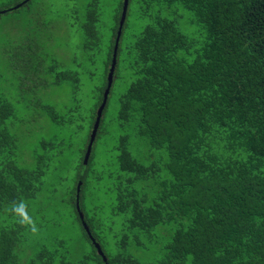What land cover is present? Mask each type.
<instances>
[{"label":"trees","instance_id":"trees-1","mask_svg":"<svg viewBox=\"0 0 264 264\" xmlns=\"http://www.w3.org/2000/svg\"><path fill=\"white\" fill-rule=\"evenodd\" d=\"M99 1L85 0L77 11L81 47L91 60L103 54L102 40L112 32L104 83L96 86L100 93L92 133L108 89L124 7V0H118L109 26L100 21ZM134 2L154 16L133 45L125 47L133 78L118 113V169L107 176L115 198L113 214L120 216L124 227L119 252L113 254L106 251L107 243L87 216L84 190ZM33 4L29 0L17 9L14 5L0 15L22 7L32 12ZM118 45L97 136L85 164L92 133L88 137L70 190L77 221L93 250L83 264H264V0H129ZM32 54L16 56L4 81L16 80L25 92L30 87L23 80L47 88L74 80L71 69L57 70L55 63L46 66L43 58ZM74 81L76 88L82 86ZM9 86L0 85V264H20L15 251L24 231L2 208L23 197L36 218L40 211L32 205L40 201L48 170L53 165L57 169L63 139L40 141L36 150L25 148V130L22 138L12 132L18 123L15 105L7 97ZM40 110L50 119L35 132H53L71 123L70 115L60 117L56 106ZM137 147L139 157L133 153ZM79 186L84 220L77 210ZM97 244L107 261L98 254ZM130 245L137 250L132 252ZM44 253L36 260L56 264Z\"/></svg>","mask_w":264,"mask_h":264},{"label":"rangeland","instance_id":"rangeland-1","mask_svg":"<svg viewBox=\"0 0 264 264\" xmlns=\"http://www.w3.org/2000/svg\"><path fill=\"white\" fill-rule=\"evenodd\" d=\"M18 2L20 0H0V11L13 7ZM99 2L103 11L101 23L112 26L118 0ZM84 3L85 0H34L33 5H36V9L32 12L22 7L0 15V73H4L0 85L6 87L10 85L6 90L7 97L15 105L18 123L12 128V132L22 138V131L25 130L27 139L25 148L31 150L39 149L40 141L63 139V152L55 165L57 169L54 170L53 165L48 170L43 180V188L40 190V201L32 205L40 211L35 219L41 227V232L34 237L22 229L24 234L15 251L20 264L36 260L38 258L36 256L43 251L45 257L54 258L56 264H83L84 258L93 252L77 221L71 204L70 190L75 187L74 178L79 170L82 151L86 148L88 137L92 133L91 126L100 93L96 86L104 83V62L110 45L108 35L110 36L112 32L109 30L102 40L103 54L91 60L81 47L82 33L78 29L77 11L81 10ZM144 11V6L140 3L130 4L117 76L94 146L92 165L86 171L89 186L84 190V208L96 227V233H101L107 243L106 251L113 254L119 252L118 244L124 227L120 216L113 214L115 198L113 192L109 190L111 185L107 176L115 174L118 169L116 149L120 145L121 137L118 113L121 96L131 85L133 78L129 68L130 58L127 57L125 47L128 43L133 45L137 33L149 24L154 16V12L145 14ZM31 52L36 59L43 58L46 66L55 63L57 70L71 69L74 71V80H78V84L81 82L82 86L76 88V81L72 80L67 85L47 88L38 82L23 80V83L30 87V90L23 92L22 84L16 80L4 81L11 73V62L18 59L16 56ZM81 52L85 53V57H81ZM42 106H56L60 117L70 115L68 120L71 123L68 122L61 130L35 132L40 125L50 119L48 114H42L40 110ZM36 115H39V119H35ZM139 151V147L133 150L136 157H139ZM29 167L32 169L34 165L30 163ZM14 230L18 235L21 234L18 227ZM130 247L132 252L137 250L132 245ZM47 262L44 263L42 258L36 260V264Z\"/></svg>","mask_w":264,"mask_h":264},{"label":"water","instance_id":"water-1","mask_svg":"<svg viewBox=\"0 0 264 264\" xmlns=\"http://www.w3.org/2000/svg\"><path fill=\"white\" fill-rule=\"evenodd\" d=\"M27 1H29V0H25L23 3L17 4L13 8L17 9V8L22 6ZM128 3H129V0H124L123 13H122V18H121V22H120L119 37L117 38V42H116V45H115V49H114L115 51H114V54H113V63H112L111 71L109 73V85H108V89L106 90V92L104 94L103 104H102V106L100 107V109L97 112V120H96V124L94 126V130H93V133H92L91 144H90L88 152L86 154L85 164H87L88 159L90 157L92 145H93V142L95 141V138L97 136V131L99 129V124H100V121L102 119L103 111L105 110V107H106L107 101H108V96H109L110 91H111V85H112V80H113V76H114V70H115V66H116V63H117V50H118V46H119L118 45L119 44V38H120V35H121V30L123 28L124 22L126 20V15H127V10H128ZM2 12H6V10H3ZM79 193H80V186L78 188V195H77V210L80 213V218L82 220H84V214L81 212V209H80V195H79ZM84 225H85V228H86L90 238H92L89 228L87 227L86 224H84ZM96 247L98 249V254H100L102 257H104L103 251H102L101 247L99 246V244H97ZM104 260L107 261V259L105 257H104Z\"/></svg>","mask_w":264,"mask_h":264},{"label":"clouds","instance_id":"clouds-1","mask_svg":"<svg viewBox=\"0 0 264 264\" xmlns=\"http://www.w3.org/2000/svg\"><path fill=\"white\" fill-rule=\"evenodd\" d=\"M2 211L12 216L16 224L32 236L35 237L40 234L41 227L29 211V202L25 198L20 197L4 205Z\"/></svg>","mask_w":264,"mask_h":264},{"label":"bare ground","instance_id":"bare-ground-1","mask_svg":"<svg viewBox=\"0 0 264 264\" xmlns=\"http://www.w3.org/2000/svg\"><path fill=\"white\" fill-rule=\"evenodd\" d=\"M84 213V212H83Z\"/></svg>","mask_w":264,"mask_h":264}]
</instances>
